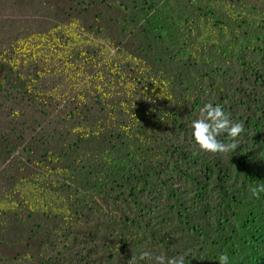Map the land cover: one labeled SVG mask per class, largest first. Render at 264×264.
I'll use <instances>...</instances> for the list:
<instances>
[{
  "label": "trees",
  "instance_id": "1",
  "mask_svg": "<svg viewBox=\"0 0 264 264\" xmlns=\"http://www.w3.org/2000/svg\"><path fill=\"white\" fill-rule=\"evenodd\" d=\"M16 1L23 6L34 0ZM144 1L45 0L60 23L77 19L85 29L103 31L114 51L127 54L120 60L142 76V83L171 97L153 92L155 111L149 114L123 108L119 118L141 117L132 133L115 127L110 133L78 137L68 146L0 135V157L6 161L18 147L30 146L34 157L54 151L61 161L52 166L75 170L59 189L77 184L68 215L33 214L29 227L11 217L9 227L0 229V254L17 258L31 251L35 264H127L132 254L139 257L145 251L183 255L185 264H219L221 254L229 256V264H264V192L251 191L264 184V21L255 25L222 12L189 10L193 21L204 17L222 26L224 44L231 45L220 49L223 45L205 42L192 46L190 56L174 59L165 41L177 32L175 23ZM175 1L191 5V0ZM212 1L236 9L247 6L264 18V0ZM93 50L81 46L73 57L86 59ZM38 77L37 71L25 78L10 64H0V86L30 92ZM77 91L71 94L78 105L70 108L80 111L75 119L84 123L99 103ZM208 102L244 124L237 149L223 157L190 146V125ZM107 115H99L103 123ZM83 149L109 153L116 161L80 165L76 157ZM194 157L201 158L185 173V162ZM3 242L14 246L8 249Z\"/></svg>",
  "mask_w": 264,
  "mask_h": 264
},
{
  "label": "rangeland",
  "instance_id": "2",
  "mask_svg": "<svg viewBox=\"0 0 264 264\" xmlns=\"http://www.w3.org/2000/svg\"><path fill=\"white\" fill-rule=\"evenodd\" d=\"M146 1L154 3L155 12H164L166 21L175 23L177 32L165 41V44H170L168 54L172 53L174 59L190 56L192 46L205 42L223 45L220 49H228L231 45L224 44L227 37L225 31H220L222 26L204 17L193 21L189 10L201 15H209L211 11L222 12L230 18L255 25L264 21L250 7L236 9L218 5L212 0H191L189 8L175 0H145L144 3ZM107 38L96 27L85 29L77 19H72L68 25L60 23L55 8L45 0L30 1L23 6L16 0H0V64H10L17 74L25 78L36 71L39 76L32 81L30 92L11 85L0 86V135L4 139L25 138L36 143L59 145L65 142L63 145L68 146L78 137L110 133L115 127L129 133L138 128L141 117L129 119L125 116V120L118 117L123 108L149 114L155 111L153 92L159 96L163 93L164 96L171 95L142 83V76L132 73L135 69L120 60L126 59L127 54L120 55L114 51ZM81 46L94 49L86 59L73 57L74 51ZM131 61L133 65L134 59ZM135 83L139 85L136 87ZM76 88L99 103L93 113L87 114L88 119L84 123L75 119L80 111L72 113L74 109L71 111L70 108L78 105L76 96L71 94H75ZM30 93H34L35 98L32 99ZM142 94L144 99L134 104L135 98ZM104 113L108 114L107 123L99 118ZM76 158L83 166L116 161L109 153L95 154L88 149H83ZM60 161L54 151L34 157L30 146L15 148L9 161L0 157V229L8 228L13 216L16 223L29 227L33 214L68 215L77 184L62 190L59 185L74 176L75 170L51 165V162ZM183 167L191 169L190 164ZM96 182L101 183L100 178ZM65 194H70V198ZM84 194L88 193L85 191ZM77 195L80 197V190ZM3 245L8 249L14 246L4 242ZM0 264L35 262L32 252L28 251L17 258L1 253Z\"/></svg>",
  "mask_w": 264,
  "mask_h": 264
},
{
  "label": "clouds",
  "instance_id": "3",
  "mask_svg": "<svg viewBox=\"0 0 264 264\" xmlns=\"http://www.w3.org/2000/svg\"><path fill=\"white\" fill-rule=\"evenodd\" d=\"M190 126L192 128L191 135L194 139H191L193 145H188L195 146L201 153H210L221 157L237 149L238 138L245 130L242 122H233L221 105H214L211 102L205 103L200 108L198 118L193 120ZM221 137H226V140L221 139ZM187 148L190 149L189 147ZM200 158L194 157L193 161L185 162V164H190L192 168ZM188 171V169H185V173ZM251 191L253 195L264 192V184L254 187ZM26 259H29V257H26ZM145 260H151L152 264H185L183 255L166 257L163 254H158L153 256L147 251L143 252L139 257L132 254L131 258L127 260V264H140L141 261ZM219 264H229V256L221 254L219 256Z\"/></svg>",
  "mask_w": 264,
  "mask_h": 264
}]
</instances>
